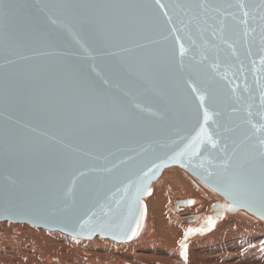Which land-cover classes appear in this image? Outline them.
Instances as JSON below:
<instances>
[{"label": "water", "instance_id": "1", "mask_svg": "<svg viewBox=\"0 0 264 264\" xmlns=\"http://www.w3.org/2000/svg\"><path fill=\"white\" fill-rule=\"evenodd\" d=\"M12 2L16 9L0 13V222L127 242L143 228V198L151 193V184L173 166L219 196L209 209L212 224L224 213L264 221L258 192L234 190L227 179L203 178L205 169L219 171L207 163L216 162L219 149L205 142L196 155L177 156L203 122L184 81L210 85L222 116L205 128L214 138L223 126L232 129L227 133L229 151L232 141L240 144L251 131L245 123L249 111L253 122H261L257 113L264 91V53L258 38L245 42L243 26L232 19L231 13H239L228 5L237 0H160L169 6L164 9L155 0ZM201 2L212 7H173ZM111 3L154 6L133 12L80 7ZM51 4L71 7L40 11ZM101 17L110 22L101 24ZM221 20L234 53L219 39ZM189 36L198 47L191 46ZM181 43L189 48L182 73L174 70ZM201 53L207 59L198 64L192 57L199 60ZM149 65L154 71L145 70ZM38 78L52 86L48 94L38 88ZM58 96L80 103L63 107L55 103ZM223 143L221 139L220 147ZM247 144L241 145V154ZM80 172L85 175L78 176ZM74 176L71 194L61 199ZM189 202L177 200L172 209ZM52 208L64 210L52 213ZM108 209L114 210L119 227L81 231L80 219L92 212L102 217ZM133 229L137 234L128 239Z\"/></svg>", "mask_w": 264, "mask_h": 264}, {"label": "snow or ice", "instance_id": "2", "mask_svg": "<svg viewBox=\"0 0 264 264\" xmlns=\"http://www.w3.org/2000/svg\"><path fill=\"white\" fill-rule=\"evenodd\" d=\"M152 4H143L137 5L133 3H111V4H98V5H90V6H80V7H94L100 10H111V11H121V12H133L140 8H149L153 7ZM155 6H158L161 9L168 8V5L161 4L160 0H155ZM18 5L12 2V0H0V13H9L16 9ZM60 7H71L70 5H58V4H51V5H44L40 11H44L45 8H60ZM173 7L176 8H196V9H207L212 7L211 5L201 2L195 5L188 4H176ZM230 8H236L238 10L237 13H231L232 19L238 24L243 26L242 36L245 42L249 41L251 38L252 42L255 43L257 38L259 40L260 51L264 53V0H237L235 4L228 5ZM217 11H220L217 8ZM168 15L167 12L164 13ZM48 20L52 24H56L57 21L53 19L50 15L48 16ZM101 24H107L110 22L109 18L101 17L100 21ZM170 22V20H169ZM175 31V29H173ZM219 39L228 48L235 52V48L232 42H230L224 35L225 32V24L224 21L221 20L220 28H219ZM213 36L216 37V32H213ZM189 40L191 41V46H197L196 41L192 40L191 36H189ZM198 47V46H197ZM189 54V48H186L183 43L179 45V57L180 60L178 64L175 66V71L184 72L185 71V64H184V57ZM173 55H175L173 53ZM196 63H203L207 57L201 53L199 60H196V57H192ZM261 62L264 63V56L261 57ZM94 70V69H93ZM146 71H154V68L149 65L145 69ZM107 83V81H104ZM187 87L190 89L191 93L193 94L195 100L197 101L196 104V111L195 114L197 119H199L200 113L202 112L203 115V122L200 123V130L189 141L188 145L184 151L177 154V156H194L199 152V144H203L207 142L211 145L213 149H219V155L215 158L216 162L208 161V165L212 169H218L219 171H209L205 169L206 175L203 177L205 180L210 178H220V179H227L229 182V186L234 190H243V191H256L258 192L262 201H264V91H262L260 96V111L257 115L260 118V123L257 124L253 122L251 117L253 113L249 111L247 116L249 117L245 123L249 126L250 132L245 137L244 141H241L240 144H236L235 141H232L234 145L231 147L229 151V143L227 133L232 131L227 126L222 127V134L217 133L216 138L213 137L212 134L208 133L205 125L208 124L209 121L213 123H217V120L222 116V113L217 111L214 107L215 104V96L210 90V85L205 84L203 87L198 86L197 81L194 80H187L184 81ZM37 86L42 92L45 94L49 93V90L52 88L50 84L47 83L46 80L43 78H38ZM235 92V89H233ZM55 103L57 105L68 107V108H75L79 105V101L71 96H58L55 98ZM217 119H213V118ZM221 139L224 140L223 146L220 147ZM245 141L248 142L247 146L243 150V154H241V145L245 144ZM131 159V157H129ZM175 159V157L173 158ZM120 163H124V161H120ZM116 167V165H113ZM201 167H204L203 163ZM105 172H111L112 168L103 169ZM84 172H80L78 176H84ZM78 177L74 176L71 180L70 186L67 192L63 193V197L61 199H65L69 197L71 194L76 180ZM11 180V177L8 178ZM14 182V181H13ZM140 189H137V194H139ZM227 195H231V192H226ZM191 203V202H189ZM117 205H119V201H117ZM68 205H65L67 208ZM64 209H56L52 208V213L56 211H63ZM129 213L131 214V208L129 209ZM114 210L108 209L107 211L103 212V216H97L95 212H92L88 215L87 219H80L79 220V227L81 231L87 230L89 233L95 230L105 231V230H112L113 228L119 227V225L114 224ZM208 223L211 225L213 221L211 218H208ZM194 231L202 232L205 229H189L185 233L184 241L181 242V253L180 255L187 258V243L185 242ZM137 233L135 229L132 230V234L128 236V239H132Z\"/></svg>", "mask_w": 264, "mask_h": 264}, {"label": "bare ground", "instance_id": "3", "mask_svg": "<svg viewBox=\"0 0 264 264\" xmlns=\"http://www.w3.org/2000/svg\"><path fill=\"white\" fill-rule=\"evenodd\" d=\"M167 169L168 168L163 170L162 174L158 178V181L156 180L151 184L150 194L152 195L149 194L150 197H148L149 195L146 196L148 199L146 197L143 198L145 207L147 206V218H145L144 224H146V220L148 219V209L150 210L148 205H146L147 202L151 207L152 212L155 214L154 223H149L147 220L148 223L143 225V228L145 227L144 230L142 228V232L138 234V236L140 235L139 238L132 243L129 242L130 244L127 246H124V248L126 247L125 250H131L130 253L125 251V254L118 253L110 255L107 251L106 254H104L102 249L105 246H113V244L106 242V240L93 242L92 246L96 248V252L89 251L88 254L94 256L96 259H101L99 264H193L194 260L192 259L194 254L197 255L198 261L209 259V255H207L208 253L203 255L204 251L199 248V245L204 248L202 246L204 241H213L214 238L216 239L217 234L221 236V234H224L227 229L231 230L234 225L236 228H239V231H243L245 229H249L250 226L262 225L264 223V221L257 218L253 221H247L240 219L235 215L224 213L221 219L217 220L215 224L209 225L208 218L209 215H211V212H209L211 202L212 200L215 202L220 201L219 196L202 186L198 187L194 185L193 188L189 189L188 187L191 184V180L187 181L185 179V184L182 187H174L171 181L172 177L178 172V170L177 172H170V170ZM170 174L172 175L170 176ZM161 181L163 185L158 188L156 184ZM176 190H180L179 192L177 191L179 194L188 192V198L190 199V202H192L188 204L190 206L187 205L188 207H178L174 210V212L170 210V204L168 202L173 199L172 194L176 192ZM177 200H184V198H179ZM174 204L170 206L171 209ZM185 213L194 214L193 216L195 219L192 221L194 222L193 224H188L192 222H185L190 221L187 219L188 217L192 218V215L184 217ZM245 213L251 214L247 211ZM5 225L6 224L0 223V264H49L53 259L56 260V257L60 255L59 250L54 251L51 247L44 246L48 240L33 241L29 236H26L27 234H40V232H36L27 226L11 224L9 225L11 230L8 234H5ZM201 228L205 229V231H194L185 241L187 243V258L185 259L180 255L181 242L184 241L185 233L189 229ZM27 237L29 238L27 239ZM208 243L212 242H207V244ZM152 246H158L164 255L159 257H152L150 254L145 255L143 251L149 250ZM192 251L194 252L193 254ZM230 254L232 255V253ZM63 256L64 254L60 258V264H62ZM143 256L150 257L151 260H144L142 259ZM168 256L171 257L170 261L167 259ZM216 256L213 254V261L211 260L212 263L209 264H215L214 261L217 258ZM93 262L95 263V261Z\"/></svg>", "mask_w": 264, "mask_h": 264}, {"label": "rangeland", "instance_id": "4", "mask_svg": "<svg viewBox=\"0 0 264 264\" xmlns=\"http://www.w3.org/2000/svg\"><path fill=\"white\" fill-rule=\"evenodd\" d=\"M175 167H169L167 169V170H170V172H175V171L177 172V170L179 172V173L177 172L172 177L171 182L173 183L172 185L174 187H179V186L182 187L185 184V179L187 181L191 180V184L188 187L189 189L193 188L194 185H196L198 187H200V186L204 187L193 176L188 174L184 169L177 167V166H175ZM171 175L172 174H170V176ZM157 181H158V179H157ZM162 185H163L162 181L158 182L156 184V186H158V188H160ZM177 191L178 190H176V192H174L172 194L173 199L168 202L170 204L169 208L171 211H174V210H172L170 206L173 205L177 199H179V198L189 199L188 198V192H183L182 194H179L178 192L180 190L178 192ZM150 195H152V194H150ZM150 195L148 197H150ZM148 197H146V198L148 199ZM214 202L215 201L212 200L211 205ZM146 205H148V208H150V210L148 209V215H147L148 219L147 220L149 221V223H154L153 221L155 220L154 219L155 214H154V212H152V209L149 206L148 202ZM188 206H190V205H188ZM188 206L182 205L179 207H188ZM187 215H192V220L191 221H185L184 220L185 222H192L195 219V217L193 216L194 214L185 213L184 217ZM248 215H251V214H248ZM251 216H253V215H251ZM184 217H183V219H184ZM147 220H146V224L148 223ZM0 223L6 224L5 225L6 228H4L5 234H8V232L11 230V227H9V225H11V224L12 225L27 226V227L31 228L32 230H35L36 232H40V234H35V235L27 234L26 236H29L30 239L33 241L48 240L44 246H49L54 251L59 250L60 255L56 257V260L53 259L51 261V263H49V264H60V258L63 254H64V256L62 259V264H99L101 262V259H96L94 256L88 254L89 251L96 252V248L94 246H92L93 242H96L98 240H106V242H110L113 244V246H111V245L105 246L102 249V252H104V254H106L107 251L110 253V255L111 254H118V253L125 254L126 253L125 251H127V253H130L131 250H129V251L125 250L126 247L124 248V246H127L128 244L136 241L137 238H139V236H140L139 235L138 237H136L135 240L133 239V240H130L127 242H115V241H112L111 239L101 238L99 236H95L92 238H77V237H73V236L58 232V231H50V230H46V229L39 228V227L37 228V227L31 226V225L25 224V223H14V222H10V221H1ZM193 223L194 222L188 223V224H193ZM146 224H144V225H146ZM252 224H253V222H252ZM144 228H143V230H144ZM29 237H27V239ZM214 239H213V241H204V243L202 244V246L204 248H202L201 245H199V248L204 251L203 255L208 253L207 255H209L210 260L206 259L203 261H200V260L198 261L197 255L194 254L193 259H192V260H194L193 264H209V263H212L211 260L213 259V254H215V256L217 255L216 257L218 258V260L216 258V260L214 261L215 264H264V223L262 225L260 224V225L250 226L249 229H245L243 231L242 230L239 231V228H236V226L234 225L231 230L227 229L224 234H221V236L219 234H217L216 239L215 240ZM207 242H212V243L207 244ZM221 246H222V248H221ZM248 247H250V248H248ZM153 248H155V249H153ZM226 250L229 251L230 253H232V255L229 252H227ZM240 252H242V253H240ZM143 253L145 255L150 254V256H152V257H156V256L159 257V256L164 255L160 251V248L158 246H152L149 250L143 251ZM193 253L194 252L192 251V254ZM228 253H229V255H228ZM247 256H249V257H247ZM143 257H142V259H144V260H148V261L151 260L150 257H145V256H143ZM246 257L249 259H247ZM165 258H166V256H165ZM167 259H169V261H170L171 257L168 256ZM93 261H95V263Z\"/></svg>", "mask_w": 264, "mask_h": 264}]
</instances>
